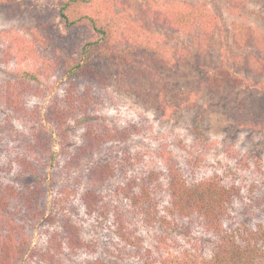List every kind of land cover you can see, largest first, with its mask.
I'll return each mask as SVG.
<instances>
[{
    "label": "rangeland",
    "instance_id": "374dc122",
    "mask_svg": "<svg viewBox=\"0 0 264 264\" xmlns=\"http://www.w3.org/2000/svg\"><path fill=\"white\" fill-rule=\"evenodd\" d=\"M232 1L240 2L235 10L231 9ZM195 3L202 4L215 16V26L200 43L199 50H196L198 41L192 36L155 25L153 20L156 10L183 9ZM86 9L101 18H119L122 24L142 32L146 43L154 45L162 56L158 61L143 62L146 67L141 69L130 65L128 77L119 74L113 61L101 60L106 83L99 89L95 86L100 99L98 110L93 113L94 121L104 122L121 136L101 143L100 149L84 155L81 162L73 160L71 168L65 164L70 155L64 153L65 146L71 154L76 153L84 142L85 128L76 118L69 119L64 142L55 126L45 118L40 121L46 134L52 137V146L46 156L38 157L37 164L47 179L42 191L32 196V203L55 219L52 222L48 216L34 220L22 217L31 246L43 248L51 231L70 223L76 227L77 235L96 251L80 256L81 260L70 258L69 264L89 258L87 255L110 264H147L138 256L137 248L117 236L111 217L106 220L86 211L81 193L91 186L88 172L96 165L110 162L115 165V175L98 191L119 206L121 212L130 210L125 198L116 197L115 187L132 177L150 186L160 183L163 187L167 180L161 175L162 149L169 152L167 157L188 181L218 177L236 188L233 204L224 218L225 227L247 226L253 230L264 227V54L240 47L232 37V25L236 22L251 26L264 36V0H92ZM1 30L23 38L34 46L37 55L49 57V62L58 61L65 54L64 49L72 48L64 45L76 47L83 36L80 30L63 26L55 0H0ZM184 50L188 56L185 53L179 59ZM253 55L260 57L259 64L254 63ZM146 58V51L140 50L138 60ZM58 62L54 74L47 78L37 71L41 64L32 57L0 64V84L19 77L25 70L35 72L39 81H32L31 94L24 97L28 109L42 115L64 95L66 81L59 70L62 61ZM3 108L0 124L9 115L13 128L26 135L31 132L30 123ZM199 124L201 136L196 126ZM6 132L0 133V165L13 159L12 148L17 143ZM153 170L161 172L158 182L149 177ZM37 178L40 179L39 174L20 176L15 170L8 173L0 170L2 182L25 192L24 195H28L27 187L34 188ZM66 187L72 193L65 200ZM156 192L161 211L167 194L163 188ZM57 199L61 201L56 202ZM12 204L24 207L19 198ZM126 213L140 240L142 253L144 247L155 243L160 228L144 221L142 214ZM25 214L28 215V210ZM179 224V230L173 229L168 234L169 248L178 254L209 255L215 236L190 220Z\"/></svg>",
    "mask_w": 264,
    "mask_h": 264
},
{
    "label": "trees",
    "instance_id": "16d2710c",
    "mask_svg": "<svg viewBox=\"0 0 264 264\" xmlns=\"http://www.w3.org/2000/svg\"><path fill=\"white\" fill-rule=\"evenodd\" d=\"M91 1L55 0L63 26L71 30H80L83 36L78 40L76 47L74 44L64 45V48L72 47L68 50L64 49V56L58 57L62 61L59 70L62 71L66 81L64 95L48 106L43 116L39 111L29 110L24 97L26 94H31L29 91H32V81L34 83L39 81L35 72L25 70L19 77L0 84V109L4 107V110H10L16 118L30 123L32 129L26 135L23 131L13 128L12 123L8 121L12 118L9 115L3 121L4 123L2 122L3 125L0 124V133L6 130L7 135L17 142L12 148L13 159L5 162V165H0V170L5 173L15 170L20 176L40 175L33 189L30 188L31 186L26 188L28 195H24L25 192L21 190H16L11 184H4L0 179V264H69L70 258L77 260L84 254L96 251L89 242L77 235L76 227L70 226V223L51 231L43 248H34L21 221L22 217L26 220L29 217L34 220L48 216L52 217V222L55 219L53 215H47L44 208H39L32 203V196L39 193L40 189L42 191V185L47 179L37 164L40 162L38 157L46 156L52 146V137L46 134L44 124L40 125V121L43 118L47 119L62 133L64 142L67 140L68 125L66 124L69 119L76 118V121L85 128L84 142L78 146L76 153L71 154L65 146L64 153L70 154L65 164L71 168L73 160L79 163L84 155L93 154L100 149L101 143L121 136L120 132L108 128L103 124L104 122L98 125L94 121L96 114L93 113L98 110L97 105L100 99L95 86L98 85L99 89L106 83L101 60L113 61L119 74L128 77L132 66L141 69L146 67L143 62L158 61L162 56L154 45L146 43L142 32L134 30L126 23L122 24L119 18L117 20L112 16L101 18L97 14L88 12L86 7ZM239 4L240 2L232 1L231 9H237ZM154 12L155 25L192 36L198 41L196 50L201 49L200 43L207 39L215 26V16L207 12V9L199 3L188 5L183 9H162ZM142 21L145 19L142 18ZM232 30V37L236 44L245 49L255 50L254 54H264V36L257 34L255 28L236 22L232 25ZM192 43H194L193 40ZM140 50L146 51L145 60H138ZM35 51L34 46L25 43L23 38L12 36L7 30L0 31V64L7 65L32 57L41 64L37 71L45 74L46 78L50 77L60 64L59 60L49 62V57H40ZM181 53L178 55L179 59L185 53L187 55L185 50ZM252 57L254 63H260V57L255 55ZM200 125H196L199 136L202 135ZM97 126L101 127L99 129L101 131L97 130ZM124 135L127 136V133ZM159 153L164 161V173L153 170L149 177L158 182L157 179L161 174L167 182L163 187L160 183L157 186H150L132 177L126 183L117 185L114 189L116 197L125 198L131 207L124 213L119 206L98 191L115 175V165L112 166V163L108 162L94 166L87 176L91 186L81 193L86 211L91 214L97 213L106 220L111 217L117 236L125 244L137 248L135 251L138 256L147 264H264L263 226L254 230L247 226L225 227L224 218L233 204L237 193L236 188L233 185L224 184L218 177L188 181L180 169L167 157L169 152L162 149ZM162 188L167 194V199L161 212L156 191ZM67 189V187L64 188L63 193L65 200L72 193ZM16 198L23 202L24 207L12 204ZM57 201L61 200L57 199ZM25 210H28V215L25 214ZM126 212L142 214L144 221L160 228L155 243L151 247H144L142 253L140 240L135 236ZM183 220L198 223L206 232H211L215 236L216 242L209 255L178 254L169 248L168 234L173 229L179 230V222ZM87 256L89 258L82 259L77 264H110L101 258Z\"/></svg>",
    "mask_w": 264,
    "mask_h": 264
}]
</instances>
